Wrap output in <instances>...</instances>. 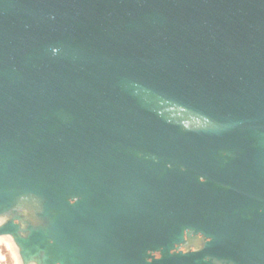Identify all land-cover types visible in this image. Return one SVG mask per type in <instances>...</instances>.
Segmentation results:
<instances>
[{"label":"water","instance_id":"1","mask_svg":"<svg viewBox=\"0 0 264 264\" xmlns=\"http://www.w3.org/2000/svg\"><path fill=\"white\" fill-rule=\"evenodd\" d=\"M204 195L261 233L231 260L191 251ZM260 204L264 0H0V235L26 259L264 264Z\"/></svg>","mask_w":264,"mask_h":264},{"label":"flooded vegetation","instance_id":"2","mask_svg":"<svg viewBox=\"0 0 264 264\" xmlns=\"http://www.w3.org/2000/svg\"><path fill=\"white\" fill-rule=\"evenodd\" d=\"M234 198L241 199L243 202L247 201L251 195L245 192H236L231 195ZM261 197V195H257ZM212 197L215 199V207L208 209L207 203L203 208L202 226L198 238L203 236L204 238L211 237V243L204 244L203 240H199L200 244H203V248L200 250L202 259L205 263L217 262L218 259L231 260L235 253V246L241 243L254 242L256 236H260L259 231H255L252 226V217L248 209L244 210V205L240 202L239 206L235 207H223L221 204L216 207L224 195H204V199ZM238 201V200H237ZM246 204V203H245ZM253 212L257 216H261L264 213V206L258 205ZM187 240V237H186ZM156 259L160 255L158 253H151Z\"/></svg>","mask_w":264,"mask_h":264},{"label":"clouds","instance_id":"3","mask_svg":"<svg viewBox=\"0 0 264 264\" xmlns=\"http://www.w3.org/2000/svg\"><path fill=\"white\" fill-rule=\"evenodd\" d=\"M173 110L175 109H169V111ZM179 110L184 111L185 108L183 106H180ZM210 123L211 118L201 114L199 118H193L190 121H184L182 123V127L185 131H194L195 129L193 128V125H195L196 128H202L204 125H208ZM199 179L200 183L206 182V179L203 176H201ZM70 203H75V201H70ZM22 214L25 216V218H28L30 215L27 211H22ZM10 219L11 217L8 214L0 213V228H3L9 222ZM13 223L19 225L21 229H24L26 227L24 224H21L19 220H14ZM20 238H26L25 233L23 231L20 233ZM198 240H203L204 244L212 242L211 237L204 238L203 236H200ZM203 246V244L197 243V245L193 247L191 251L193 253H196L200 251ZM179 251L187 254L183 247H180ZM157 258H159V256H157ZM0 264H43V262L34 257L26 259L24 256L23 248L15 242L14 238L11 235L6 234L0 235Z\"/></svg>","mask_w":264,"mask_h":264}]
</instances>
